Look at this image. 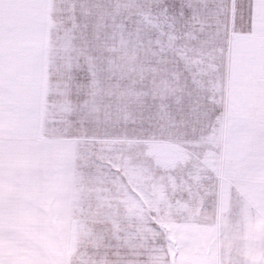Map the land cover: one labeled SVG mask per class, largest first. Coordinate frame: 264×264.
<instances>
[{
    "label": "rangeland",
    "instance_id": "obj_1",
    "mask_svg": "<svg viewBox=\"0 0 264 264\" xmlns=\"http://www.w3.org/2000/svg\"><path fill=\"white\" fill-rule=\"evenodd\" d=\"M83 1L82 6L57 8L56 0H51L48 6L40 112L48 136L65 142L71 137L78 145V153L63 151L61 159L68 156L76 162L82 194L74 198L71 219L59 205L58 216L50 220L40 214L41 225L54 227L45 238L39 229L0 230V264L15 258L16 244L11 245L15 237L29 240L40 234L36 247L47 248V255L40 251L36 264H264V219L249 224L254 217L245 214L241 229L238 223L230 228L224 211L218 210L212 214L214 222L207 225V212L198 213L202 220L198 222L184 206L191 201L185 196L190 183H182L185 167L167 177L163 174L164 142L175 133V146L182 145L181 127L172 130L175 123L189 120L167 117L161 107L170 105L176 116L181 113L176 102L183 103L191 89L184 84L185 73L181 81L176 75L180 78L175 65L177 22L160 15L158 6L144 5V0ZM186 26L192 28L193 23ZM262 47V53H247L249 64L264 63V43ZM253 56L257 61L250 62ZM227 120L228 125L239 126V134H232L237 138L229 136V142L241 136L249 161L260 166L251 176L261 180L258 186L263 190L264 115L258 110ZM207 121L200 119L201 126ZM180 151L169 150L177 157ZM59 171L63 172L62 166ZM134 175H139L136 185L129 182ZM145 183L151 192H168V202L182 208L181 214L172 210L174 221L161 216L159 199L137 198ZM41 192L33 191L35 197ZM260 198L264 206L262 193ZM231 200L244 205L242 196ZM3 201L0 211L12 207L7 198Z\"/></svg>",
    "mask_w": 264,
    "mask_h": 264
},
{
    "label": "crops",
    "instance_id": "obj_2",
    "mask_svg": "<svg viewBox=\"0 0 264 264\" xmlns=\"http://www.w3.org/2000/svg\"><path fill=\"white\" fill-rule=\"evenodd\" d=\"M71 1L56 0L55 6H76L77 3L82 6L84 3L83 0ZM50 2L0 0V205L3 206L7 198L12 206L1 208L0 230L39 229L45 231L40 234L43 238L54 227L41 225L40 214L50 220L58 216L55 207L59 205L61 210L64 208L63 214L71 219L74 198L82 194L76 162H70L68 156L66 162L61 159L63 151L75 155L78 145L72 143L71 137L67 142L55 141L47 135L41 121V67ZM143 4L158 6L160 15L177 22L175 65L180 78L176 75L181 81L185 73L184 84L191 87L183 103L176 102L177 111L181 113L174 116L168 109L170 105L161 106L162 110L166 109L167 117L189 119L187 124L175 123L172 130L181 127L178 142L182 145L175 146V133H169L164 142L166 154L161 164L167 168L162 167L163 174L167 177V174L177 173L179 166L185 167L182 183H190V192L185 196L191 201L184 206L186 204V212H189L188 207L191 209L198 222L202 221L198 213L207 212L209 225L214 222L212 214L218 210L224 211L230 228L238 223L241 229L245 214L254 217L249 218V224L261 222L264 206L259 195H264V189L258 186L261 180L251 176L260 166L249 161L241 136L239 141L229 142V136L237 138L232 134H239V126L228 125L227 119L248 116L258 110L264 115V63L251 65L249 57H245L253 50L263 52L264 0H144ZM186 23H193L192 28H185ZM251 61L257 59L253 56ZM199 118H207V124L201 126ZM64 124L69 126V121ZM170 149H181L179 157L172 155ZM61 166L63 172L59 171ZM136 178L139 175H134L133 179L131 176L129 182L132 180L136 185ZM247 184H255V187ZM146 189L145 183L137 198L159 199V211L166 221L168 217L170 221L175 220L173 211L182 213V208L168 202V192ZM34 190L42 191L38 194L41 197H35ZM25 192L32 194L25 196ZM237 196L243 197V206L231 200ZM34 197L42 199L35 201ZM255 197L258 198L256 203ZM144 212L147 211L144 209ZM40 236L29 240L23 235L15 237V243H11L16 244L15 258L7 264H18L19 260L36 264L40 251L46 258L47 248L36 247Z\"/></svg>",
    "mask_w": 264,
    "mask_h": 264
}]
</instances>
